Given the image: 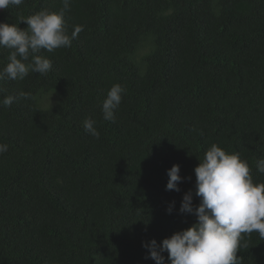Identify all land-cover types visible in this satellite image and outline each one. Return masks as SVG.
<instances>
[{
	"label": "trees",
	"instance_id": "16d2710c",
	"mask_svg": "<svg viewBox=\"0 0 264 264\" xmlns=\"http://www.w3.org/2000/svg\"><path fill=\"white\" fill-rule=\"evenodd\" d=\"M62 8L25 0L0 22L23 29L22 18ZM65 19L69 35L84 30L39 53L47 75L0 82V100L30 93L0 105V264H155L143 244L196 222L179 209L190 189L199 204L194 168L213 143L264 182V0H72ZM117 83L126 93L105 121ZM173 164L179 192L166 190ZM242 243L241 264H264L258 233Z\"/></svg>",
	"mask_w": 264,
	"mask_h": 264
},
{
	"label": "clouds",
	"instance_id": "9594fccd",
	"mask_svg": "<svg viewBox=\"0 0 264 264\" xmlns=\"http://www.w3.org/2000/svg\"><path fill=\"white\" fill-rule=\"evenodd\" d=\"M72 0H62L59 11L42 9L22 18L26 28L16 23L0 22V48L10 50L8 63L0 69V82L22 81L30 72L47 75L52 69V61L40 55L60 48H69L84 30V25H75L71 35L67 31L65 14L70 10ZM25 0H0V10L19 7ZM126 89L113 84L101 105L103 119L115 121V110L121 104ZM30 93L20 91L17 95H7L0 105L10 107L14 101L28 99ZM95 121L89 117L83 127L95 139L100 132ZM8 150V145L0 143V154ZM257 171L264 174V160L257 162ZM195 196L199 204L193 205V191L185 192L179 211L193 214L196 222L190 227L174 232L160 244L155 239L143 246L148 249V257L155 264H241L237 255L245 235L253 232L264 240V182L254 183L252 171L247 161L238 152L229 153L213 143L194 168ZM169 177L166 190L180 191L182 181L180 167L173 164L167 170ZM173 204L169 205L171 213Z\"/></svg>",
	"mask_w": 264,
	"mask_h": 264
}]
</instances>
